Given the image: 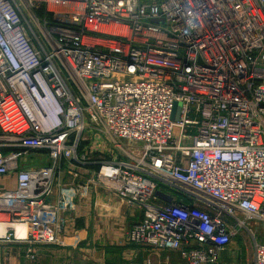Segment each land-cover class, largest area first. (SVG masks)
Wrapping results in <instances>:
<instances>
[{
    "label": "built area",
    "instance_id": "built-area-1",
    "mask_svg": "<svg viewBox=\"0 0 264 264\" xmlns=\"http://www.w3.org/2000/svg\"><path fill=\"white\" fill-rule=\"evenodd\" d=\"M61 161L78 181L51 202ZM11 176L0 264L4 242L57 243L97 186L140 212L133 245L221 264L244 236L264 264V0H0V183Z\"/></svg>",
    "mask_w": 264,
    "mask_h": 264
},
{
    "label": "crops",
    "instance_id": "crops-1",
    "mask_svg": "<svg viewBox=\"0 0 264 264\" xmlns=\"http://www.w3.org/2000/svg\"><path fill=\"white\" fill-rule=\"evenodd\" d=\"M111 148L102 154L104 159L118 155ZM59 168L51 202L57 199L61 186L78 181L76 169L69 162L61 161ZM79 173L81 181L89 174L87 169L79 170ZM2 184H5V190H14L16 177L11 176L0 186ZM77 203L76 212L62 215L65 228L58 234L57 243L4 242L1 264H188V247L159 250L128 242L129 233L141 220V214L106 188L93 187L90 195L80 198ZM241 237L221 253V264L253 263L251 242L244 238L248 245L245 254ZM191 246L199 247L197 243Z\"/></svg>",
    "mask_w": 264,
    "mask_h": 264
},
{
    "label": "rangeland",
    "instance_id": "rangeland-1",
    "mask_svg": "<svg viewBox=\"0 0 264 264\" xmlns=\"http://www.w3.org/2000/svg\"><path fill=\"white\" fill-rule=\"evenodd\" d=\"M37 17L38 18H43V16L41 15V14H38L37 15ZM26 18H27V20L30 22V24H31V26H32V21H31V18L30 17H28V16H26ZM33 27V30H34V32L36 33V35L38 36V37H40L41 38V45L47 50V51H49L50 50V47H49V45L46 43V41H45V39L43 38V36H42V34L40 33L41 31L36 27V26H32ZM36 44V47L39 49V45H38V43H35ZM50 52V51H49ZM67 75V74H66ZM124 145H126V146H128V147H131V148H133V149H135V150H138L139 151V149L141 148L140 147V144H138V145H133V144H127V143H124ZM139 148V149H138ZM109 152L108 150H104V153L105 152ZM123 155H120V157H122ZM124 158V157H123ZM125 159V158H124ZM35 160H36V162L41 166V165H44V163H45V158H43V157H41V155H39V156H36L35 157ZM67 162V161H66ZM242 238V237H241ZM244 238H246V237H244L243 236V238L241 239V241H242V243H243V249H244V253L246 254V250H247V248H248V245H247V243L244 241ZM240 240V239H239Z\"/></svg>",
    "mask_w": 264,
    "mask_h": 264
},
{
    "label": "water",
    "instance_id": "water-1",
    "mask_svg": "<svg viewBox=\"0 0 264 264\" xmlns=\"http://www.w3.org/2000/svg\"><path fill=\"white\" fill-rule=\"evenodd\" d=\"M179 109H180V105L176 104L175 105V112H174V115H173L174 119H178V117H179ZM157 196L162 198V199H164L166 202H170L171 201V197L166 196V195H164L161 192L157 193Z\"/></svg>",
    "mask_w": 264,
    "mask_h": 264
},
{
    "label": "bare ground",
    "instance_id": "bare-ground-1",
    "mask_svg": "<svg viewBox=\"0 0 264 264\" xmlns=\"http://www.w3.org/2000/svg\"><path fill=\"white\" fill-rule=\"evenodd\" d=\"M3 231H4V228L0 226V234L3 233ZM18 231L23 232L21 227L18 228Z\"/></svg>",
    "mask_w": 264,
    "mask_h": 264
}]
</instances>
